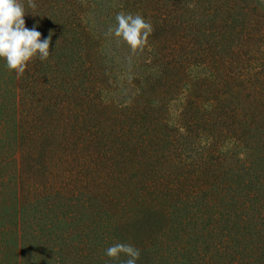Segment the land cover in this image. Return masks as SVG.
<instances>
[{"label": "trees", "instance_id": "1", "mask_svg": "<svg viewBox=\"0 0 264 264\" xmlns=\"http://www.w3.org/2000/svg\"><path fill=\"white\" fill-rule=\"evenodd\" d=\"M182 1L171 0L160 21L185 29L182 19L188 17L186 26L190 25L199 29L197 34L189 38V41L199 39L202 43L201 49L225 48V43L232 41L234 35L242 30L245 31L241 22L246 25L248 18L252 20L253 15H257V9L252 0H222L221 5L214 9L213 13H211L212 7L207 6L202 0H191L194 3ZM24 3L25 27L31 29L36 26L37 31L42 34L41 39L46 38L50 31L53 35L49 47V58L44 62L38 60L35 64L29 62L25 73L20 78H17L15 73L9 72L5 61L0 60V178L9 179L8 188L12 192L19 187L18 183L23 176H29L30 184L26 189H22V195H20L22 199L19 198L17 228L20 237V257L17 264H73L75 259L85 264H123L127 258L121 255L119 260L110 259L105 255V250L112 246L114 241L119 240L115 235L116 232L122 235L128 234L130 223L137 216L125 212L130 203L129 198L121 196L118 199L121 189L117 185H122L119 183L128 169L127 164L123 162L124 157L133 155L137 159L135 165L139 168L138 170L144 171V179L157 193L166 196H169L172 190L185 186V178L190 173L178 175L161 169V163L170 160L168 153L172 152L173 140L166 138L167 142L158 145L160 135L157 127L161 125L170 131L168 124L161 122L158 124L155 117H149V111L146 108L137 112L134 105L126 106L119 112L113 113L118 115L117 120L121 123L114 136L120 139L123 146L125 141L124 157L120 155L123 150L119 147L110 150L105 147L96 153L94 149H99L95 147L98 142L93 141L94 137L91 136L90 149L83 146L75 147L73 158H78V155L89 158L92 173L87 175L84 169L77 172L74 177L73 173L67 170L69 161L62 162L64 167L59 170V175L55 170L42 176L37 173L41 168L42 150L52 153L54 152L52 146L55 145L59 147L60 154L71 157L73 145L71 142L76 138L72 137L71 128L75 126L80 129L89 121L95 120L96 117L85 113L92 104L96 110V116H100L98 108L101 104L95 102L94 105L91 95L87 92L92 85L95 86L93 87L95 90L102 89L103 82L98 80L93 68L88 66L91 61L85 59L89 56L87 50L79 55L70 51V49H94L91 33L81 25L78 14L69 11L71 7L63 9V4L59 3V0L36 1L35 11L27 7L26 0ZM69 12L73 15L72 19ZM237 17L242 19L239 21L240 25L236 24ZM176 39L179 43L185 42L181 36ZM63 49L68 52L61 54ZM225 65L229 63L224 62L223 66ZM235 68L237 69L233 85L237 86L244 81L240 77L242 67L236 65ZM254 72L255 79L264 84V64H261ZM249 83L253 84L251 80ZM231 96V93L222 95L218 104L212 108L211 114L215 122L211 124L216 130L212 140L207 141L205 145L209 155L221 153L219 150L221 143L217 142L219 145H215L213 137L217 138L223 133V129L226 128L223 125L224 121L237 120L235 128L240 130L239 132L244 127H246L244 132H247L254 124L250 121L251 115L245 116L247 120L239 118L238 110L230 105ZM261 104L264 105V103ZM102 106L108 112H114L109 104ZM74 115L80 121L71 122ZM45 118L50 128L57 127L62 130L60 141L55 142L53 139L49 144L43 145L45 140L54 136L51 129L37 130V123L45 122L43 121ZM197 120L202 122L206 120V117H197ZM53 123L55 124L52 125ZM26 126L29 128V136L26 144L24 143L21 147V132L25 131ZM220 127L222 129H218ZM262 129L264 131V125ZM118 131L121 132L117 133ZM128 131L132 133L130 137L127 135ZM110 136L111 133L106 140H110ZM241 137L242 139L236 137L234 142L241 143L240 140H244L243 135ZM242 142L246 146V154L243 159L235 161V164H242V174L236 176L235 180L226 179L229 180V183H226L219 180L217 176L213 177V173L204 168L205 177L211 179L207 178L195 187L186 185L193 190L186 196L190 190L187 189L188 191L184 193L185 199L178 202L187 210H184L185 215L181 216L177 226L172 220L174 215L163 211V219L168 223L165 229L158 233L159 235L156 234L155 242H152L153 239L146 243L144 241L141 245L144 248L141 252L144 254L137 260V264H153L154 256H159V264H186V259H190L189 264H199V262L206 264V258L201 255L202 251L199 252L197 249L198 244L202 242L206 245L205 242L214 237L219 239L220 245L226 243L225 249H231L229 254L231 264H264V151L255 158L258 165L254 166L252 162L254 149L248 145L246 139ZM235 147L239 148L237 145ZM16 153L24 157L19 165L14 163ZM114 155L121 156V162L114 159ZM220 161L221 159L217 160V164ZM176 164L185 165V162L178 160ZM214 166L218 167V165ZM181 168L178 167L179 170ZM231 172L234 174V169ZM168 174H174L177 177L175 186L168 185L166 177ZM51 180L56 183H51ZM136 180L138 183L139 179ZM123 198L125 199L122 200ZM55 199L58 204L53 203L52 200ZM198 199L202 201L200 207L195 205ZM48 200L52 202L49 203ZM45 202H48L46 205L52 210H58L59 219L63 225L66 226L67 221L69 224L77 222L74 230L80 232L76 237L80 238L78 244L82 246L81 249L72 246L69 241L70 234L64 229L56 239L59 243L54 241L50 230L51 225L43 222L46 213L43 214L39 210V206ZM32 207H35L33 210L38 214L37 216H30L29 208ZM230 207H233V210ZM85 230H90L91 237L85 234ZM173 234L175 241L170 242ZM189 245L190 249H188ZM52 247L58 249L55 250ZM150 247L156 248V251H152ZM202 250L204 253L208 252V248ZM49 252L57 256L51 257ZM70 254H75L76 257L70 258Z\"/></svg>", "mask_w": 264, "mask_h": 264}, {"label": "rangeland", "instance_id": "2", "mask_svg": "<svg viewBox=\"0 0 264 264\" xmlns=\"http://www.w3.org/2000/svg\"><path fill=\"white\" fill-rule=\"evenodd\" d=\"M202 1L207 6L212 7L211 13L222 2V0ZM182 2L194 3L191 0H183ZM252 2L255 9H257L255 11L258 16L253 15L252 20L248 18V24L246 25L241 22L245 31L242 30L234 35L232 41L225 43L226 47L224 46L223 49H201L202 43L199 39L189 41V38L197 34L199 29L190 25L186 26L189 20L188 17L182 19L185 29L178 26L173 27L169 23L160 21L161 16L165 13L166 6L171 3V0H59V3L63 4V9L71 7L69 11L78 14L81 25L91 33L94 49H70V51L79 55V53L87 50L89 56L88 59H85L91 61L88 66L93 68L98 80L103 82L102 89L95 90L93 88L95 86L92 85L87 92L91 95L94 105L95 102L101 104L98 108V113H100L98 115L100 116H96L97 113L93 104L89 109H86L87 112L85 113L96 118L80 129L72 126L71 135L76 138L71 142L73 144L71 146V157H64L60 154L59 147L55 145L52 146L54 151L52 153L42 150L41 168L37 173L42 176L55 170L58 171L59 175V170L64 167L62 162L68 161L67 170L69 173H73L74 177L77 172L84 171V169L87 175L92 173L91 160L78 154L80 160L73 158L75 155L74 148L83 146L90 149L91 144L89 141L90 137L93 136V141L98 142L95 147L99 149H94L96 153L102 151L105 147H108V150L114 147L123 150L125 141L123 146L120 139L114 136L117 127L121 126V123L117 120L118 115L113 113L132 105H134L137 112L146 108L149 111V117H155L158 124L159 122L168 124L170 131L161 125L157 127L160 135L158 145L167 142L166 138L173 140L172 152L171 154L168 153L170 160L163 161L161 169L178 175L180 173H190L185 178V186L172 190L169 196L162 195L157 193L153 186H150L148 181L144 179V171L142 169L138 170L139 168L135 165L137 159L131 154L124 157L123 150L120 155H123V162L127 164L128 169L119 183L122 185H117L121 189L118 199L121 196L129 198L130 203L127 205L125 212L137 216L131 221L128 234L115 233L119 240L114 241V244L118 242L128 243L127 241H129L131 243L128 244H135L134 246L140 250V256H142L144 253L141 250L144 248L141 245L144 241L146 243L153 239L152 242H155L157 240L156 234L159 235L158 233L163 231L168 223L163 219V211L174 215L172 220L175 222V226H177L181 216L185 215L184 210L187 209L178 202L184 200L193 190V188H187L186 185L195 187L205 179H211L205 177L204 168L213 173V177L217 176L219 180L226 183H229V180L226 179L232 178L235 180L236 176L242 174V164H235V161L243 159L246 154V146L242 142L245 139L248 145L254 149L253 159L251 158L254 166L258 165L255 158L264 151V131L262 129L264 125V105L261 104L264 103V84L262 81L255 79L254 71L261 64H264V0H252ZM121 11L132 14L139 13L152 23L154 31L149 36L147 45L142 52L133 54L123 43H118L115 39L104 35L109 26L115 25V15ZM68 14H71L70 19H72V13L69 12ZM237 20L236 24L240 25L239 21L242 19L237 17ZM178 36L184 38V44L177 41ZM242 39H244L243 42H240ZM65 52H68V50L63 49L61 54ZM37 62L38 59L30 63L35 64ZM224 62L229 63V65L223 66ZM235 63L242 67L240 77L244 81V83L237 86L233 85L237 69ZM249 80L253 84H250ZM222 83H224V86H222ZM226 93H231L230 105L233 109L238 110L239 118L246 119V115H251L252 120L250 121L254 124L247 132H244L246 127L239 132L240 130L235 128L237 120L224 121L223 125L226 128L223 129V133L218 135L217 138L213 137L215 145L221 143L219 148L221 153H214L212 156L205 150L207 141L212 140L216 130L211 124L215 122L214 116L211 114L213 112L212 108L218 104L219 99ZM108 104L114 109V112H108L102 106ZM186 112L187 116L184 117ZM197 117H206V120L199 122ZM71 120L73 123L80 121L76 115ZM43 121L45 122L37 123V130L51 129L54 135L52 138L45 140L43 145L49 144L53 139L55 142L60 141L62 130L57 127L55 129L50 128V124H46L48 121L46 118ZM190 124L192 126H189ZM110 133V140H106ZM127 135L130 137L132 133L128 131ZM241 135H243L244 140H240L241 143L234 142L236 137L242 139ZM28 136L29 128L26 126L25 131L21 132V147L24 143L26 144ZM236 145L239 148H236ZM167 146L169 147V145ZM14 158L16 165L20 164L22 158L24 160V157H20L19 153H16ZM114 159L121 162V156L114 155ZM219 159L221 161L217 164ZM178 160L185 162V165H177L176 161ZM214 165H218V167ZM176 166L182 167L181 170L178 167L174 168ZM232 169H234V174L231 172ZM1 176H5V174H1ZM166 177L169 186L176 185L178 180L174 174H168ZM28 179L29 176H23V179L18 183L19 187L16 188L15 192H12L8 188L10 186L9 179L7 177L0 178V197H2L0 198V264H17L19 261L20 237L17 228V212L19 198L22 199V196L20 197L22 189H26L30 185ZM136 179H139L138 183ZM51 183L55 184L56 182L51 180ZM187 189L190 190L184 196ZM52 201L58 204L56 199ZM52 201L48 200L49 203ZM48 202L42 203L43 205L39 206V210L43 214L46 213L43 222L51 225L50 230L53 233L54 241L59 243L56 239L62 234L61 230L64 229L70 234L69 241L72 246L81 249L82 246L78 244L80 238L76 237L80 232L74 230L77 222L69 224V221H67L68 225H63L59 219L58 210L54 211L48 207L46 205ZM195 202V205L202 206L200 199ZM190 203L193 204V202ZM34 208H29L31 217L38 215L33 210ZM230 209L233 210V207H230ZM85 234L91 237L90 230H85ZM173 235L170 237V242L175 241L173 238L175 235ZM126 239L127 241H125ZM205 243L206 245L202 242L199 243L197 249L199 252L202 251L201 255L206 258V264H231L229 256L231 249H225L226 243L220 245L217 237L207 240ZM49 247L51 248V245ZM207 248L208 252L204 253L202 249ZM52 249L57 250L58 248L52 247ZM150 249L156 251L154 247H150ZM188 249H190V245ZM84 253L87 254V252ZM173 254L175 255V253ZM49 256L56 257L57 254L49 252ZM69 256L70 258L76 257L75 254ZM154 257L155 259H152L153 264H159V256ZM185 262L189 264L190 259H186ZM73 264L85 263L75 259Z\"/></svg>", "mask_w": 264, "mask_h": 264}, {"label": "clouds", "instance_id": "3", "mask_svg": "<svg viewBox=\"0 0 264 264\" xmlns=\"http://www.w3.org/2000/svg\"><path fill=\"white\" fill-rule=\"evenodd\" d=\"M27 7L35 11V0H26ZM26 15L24 0H0V60L5 61L9 72L20 78L25 73L29 62L38 59L46 61L52 38L41 39V33L36 26L25 27ZM115 25L109 26L104 35L126 45L133 54L142 52L147 45L149 36L153 33V25L141 14L125 13L115 15ZM105 255L113 260H119L121 255L127 257L123 264H137L140 250L128 243H115L105 250Z\"/></svg>", "mask_w": 264, "mask_h": 264}]
</instances>
